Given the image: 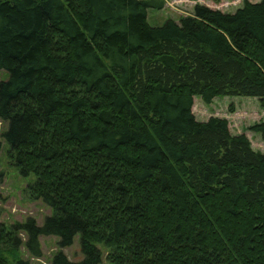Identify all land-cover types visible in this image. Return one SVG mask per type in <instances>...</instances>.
Masks as SVG:
<instances>
[{
	"label": "trees",
	"instance_id": "1",
	"mask_svg": "<svg viewBox=\"0 0 264 264\" xmlns=\"http://www.w3.org/2000/svg\"><path fill=\"white\" fill-rule=\"evenodd\" d=\"M164 7L0 0L1 138L51 210L41 225L0 223V264L78 235L83 259L50 264H264V154L192 110L194 97L264 107V0L234 13L197 3L150 26L147 10ZM251 129L264 140V123Z\"/></svg>",
	"mask_w": 264,
	"mask_h": 264
},
{
	"label": "rangeland",
	"instance_id": "2",
	"mask_svg": "<svg viewBox=\"0 0 264 264\" xmlns=\"http://www.w3.org/2000/svg\"><path fill=\"white\" fill-rule=\"evenodd\" d=\"M244 0H220L214 4L211 0H164L165 7L161 10L148 9L147 21L152 27L162 26L167 20L178 21L181 17L189 16L193 12L195 4L208 5L225 13H234L243 6ZM257 3L260 0H248ZM7 78L4 71H0V81ZM193 114L197 121H207L210 117L225 119L232 135H245L255 152L264 154V140L260 133L251 128L264 123V107L257 98L252 97H217L210 104H205L201 98L194 97ZM6 129V123L0 121V223L11 227L23 224L27 219H33L41 225L51 210L40 200L34 199L29 191V186L35 182V177L30 175L23 177L18 170L11 165L7 151L8 146L1 138ZM25 241L26 236L20 234ZM42 257L33 260L21 248L20 255L31 264H50L53 257L62 253L69 261L78 262L83 259L80 252L79 235L73 240L70 247L60 248L58 238L54 236L40 237ZM102 250V246H98ZM102 264H106L103 260Z\"/></svg>",
	"mask_w": 264,
	"mask_h": 264
}]
</instances>
